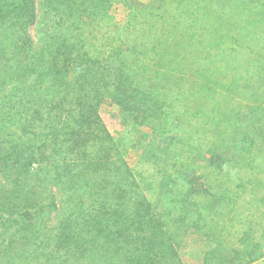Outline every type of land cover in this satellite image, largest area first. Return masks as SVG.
Masks as SVG:
<instances>
[{
  "label": "trees",
  "instance_id": "obj_1",
  "mask_svg": "<svg viewBox=\"0 0 264 264\" xmlns=\"http://www.w3.org/2000/svg\"><path fill=\"white\" fill-rule=\"evenodd\" d=\"M113 2L0 0V264L259 262L264 0Z\"/></svg>",
  "mask_w": 264,
  "mask_h": 264
},
{
  "label": "rangeland",
  "instance_id": "obj_2",
  "mask_svg": "<svg viewBox=\"0 0 264 264\" xmlns=\"http://www.w3.org/2000/svg\"><path fill=\"white\" fill-rule=\"evenodd\" d=\"M152 0H135L136 3L140 4H146L147 2H151ZM126 16H127V10L125 7H123L121 4L117 3L116 0L113 2V6L110 11V17L112 18V21L117 24L118 26H122L125 21H126ZM29 34L33 41H37L38 38V31L36 30V27L32 26L29 29ZM99 115L101 117V120L103 124L106 126L108 132L118 138L119 134H125L123 130V126L120 125L119 121V115H118V108L112 104L108 103H103L99 107ZM123 131V133H122ZM187 135V134H185ZM121 152L124 155V159L128 163V165L131 168H135L138 166L137 165V151L134 148L130 147H122L121 146ZM186 156V155H183ZM189 162H194V159H189ZM184 162V158H183ZM197 162V161H195ZM188 163V162H186ZM261 164V163H260ZM261 166V165H259ZM138 169V167H137ZM258 178L261 180H264V174L263 172L255 171ZM53 224V220L51 222ZM197 263V261H196ZM255 264H264V259H261L259 262H256Z\"/></svg>",
  "mask_w": 264,
  "mask_h": 264
}]
</instances>
